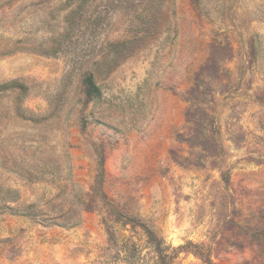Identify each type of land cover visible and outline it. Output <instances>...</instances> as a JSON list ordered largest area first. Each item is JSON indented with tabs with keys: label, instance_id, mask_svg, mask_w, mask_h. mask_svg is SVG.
Instances as JSON below:
<instances>
[{
	"label": "rangeland",
	"instance_id": "obj_1",
	"mask_svg": "<svg viewBox=\"0 0 264 264\" xmlns=\"http://www.w3.org/2000/svg\"><path fill=\"white\" fill-rule=\"evenodd\" d=\"M0 264H264V0H0Z\"/></svg>",
	"mask_w": 264,
	"mask_h": 264
},
{
	"label": "trees",
	"instance_id": "obj_2",
	"mask_svg": "<svg viewBox=\"0 0 264 264\" xmlns=\"http://www.w3.org/2000/svg\"><path fill=\"white\" fill-rule=\"evenodd\" d=\"M10 83L5 84L4 86H8ZM14 84V83H13ZM86 84H87V93L89 95L92 94H99V89L96 86V84L93 81L92 76H88L86 79Z\"/></svg>",
	"mask_w": 264,
	"mask_h": 264
}]
</instances>
